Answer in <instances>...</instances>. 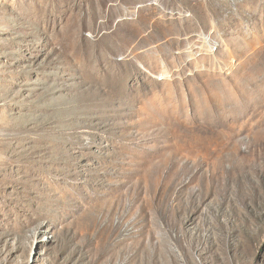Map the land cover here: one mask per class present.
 <instances>
[{
	"label": "rangeland",
	"instance_id": "obj_1",
	"mask_svg": "<svg viewBox=\"0 0 264 264\" xmlns=\"http://www.w3.org/2000/svg\"><path fill=\"white\" fill-rule=\"evenodd\" d=\"M0 264H264V0H0Z\"/></svg>",
	"mask_w": 264,
	"mask_h": 264
}]
</instances>
